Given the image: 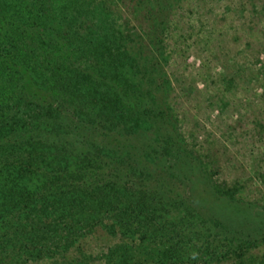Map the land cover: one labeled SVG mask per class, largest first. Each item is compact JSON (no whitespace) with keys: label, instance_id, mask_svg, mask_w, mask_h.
Instances as JSON below:
<instances>
[{"label":"rangeland","instance_id":"1","mask_svg":"<svg viewBox=\"0 0 264 264\" xmlns=\"http://www.w3.org/2000/svg\"><path fill=\"white\" fill-rule=\"evenodd\" d=\"M127 19L118 0H0V143L13 154L10 164L0 162V264H23L16 256L22 244L16 236L25 235L44 215L49 220L41 228L87 222L88 227L79 226L91 228L80 246L91 264H264V0H172L164 35L171 115L187 148L199 158L206 181L242 202L232 209L225 201L215 206L236 238L214 228L208 202L202 215L177 202L170 205L154 180L132 175L128 157L134 155L141 164L147 143L157 140L149 122L129 118L130 130L140 135L138 150L122 151L119 141L110 142L119 150L102 151L99 164L87 165L80 151V156L61 155L46 146L11 145L27 135L25 120L15 113L30 107L17 97L23 85L27 93L29 74L39 82L50 78L56 87L71 82L97 97L96 109L127 117L130 99H116L112 89L72 69L57 73L32 51L55 39L51 51L66 56L73 49L64 42L86 36L116 64L122 82L113 89L124 94L120 88L139 83ZM28 152L45 154L40 156L44 168L71 170L84 161L102 187L89 192L68 185L63 194L45 195V169L33 172L16 164ZM39 191L37 202L30 204Z\"/></svg>","mask_w":264,"mask_h":264},{"label":"trees","instance_id":"2","mask_svg":"<svg viewBox=\"0 0 264 264\" xmlns=\"http://www.w3.org/2000/svg\"><path fill=\"white\" fill-rule=\"evenodd\" d=\"M118 1L123 3L128 17L126 38L132 63L139 75L136 88L127 84L125 89L120 88V91L125 92L124 94L113 89L122 82L116 64L98 51L97 44L86 36L84 38L76 36L64 42L73 49L72 53H68L69 56L52 52L58 43L55 39L45 41L42 46L33 47L32 51L43 55L47 64L57 73H68L72 69L73 74L85 76L88 81L98 86L112 89L116 99L119 97L130 99L127 117L106 114L101 109H96L97 97H92L90 92H83L71 82L61 81L55 83L56 87L48 82L51 81L50 78L46 79L47 82H39L29 74L30 87L25 83L27 93L22 88L23 85L20 91L17 90V97L30 107L22 106L15 113V118L19 116L25 120L27 135L17 139L16 142L12 141L11 145L17 146V149L31 144L46 146L61 155L67 153L80 156L76 152L80 151L87 165L99 164L104 162L101 152L109 147L115 148L114 143L116 144L117 141L122 151H132L134 146L138 150L140 135L130 130L129 118L140 123L149 122L152 130L157 134V140L152 144L147 143V155H144L141 164L138 163V158L131 155L132 158L128 157L126 167L135 170L132 175L139 173L146 180H154L158 191L165 195L167 193L166 198L170 205L180 203L202 215L208 202L210 208H207L214 213V228H220L227 238L233 236L235 230L221 221L215 206H218V202L225 201L228 202L229 209H232L241 207L242 202L227 193L220 192L206 181L208 177L202 171L199 158L187 148L171 115L169 79L164 66L163 47L165 28L172 11V0ZM81 31L83 32L84 29ZM90 104L93 106L90 107ZM142 132L144 133V130ZM110 142L114 143L110 144ZM118 147L115 148L117 151ZM12 155V152L3 149L1 142L0 162L6 164L9 161L10 164ZM41 155L45 156L37 152H28L26 156L17 157L16 164L32 169L33 172L45 169L43 170L45 195L63 194L61 192L64 186L68 185L89 192L102 187L100 182H96L97 178L94 179L95 177L89 175V166H85L86 162L82 161L84 163L82 166L71 170H62L58 166L44 168L45 158H40ZM105 157L111 158V156ZM125 163L124 160L118 164L117 170L122 172L121 166ZM49 167L51 171H48ZM124 170L126 171L127 168ZM110 174L102 176L107 177ZM147 190V188L144 190L145 194ZM39 193L41 191L30 196V204L37 202ZM219 207H222V204ZM47 220L49 218L45 215L37 217L32 221L31 228H27L25 235L16 236L22 243L16 256L23 261V264H91V261H88L90 256L80 246L81 240L90 235L91 228L79 226L88 227L87 222L82 220L69 222L61 230L41 228V224H46ZM5 238L7 239L8 236ZM234 238L236 237L233 236ZM3 253L4 251L0 250L1 259L4 257ZM9 261L13 262L14 259L11 258Z\"/></svg>","mask_w":264,"mask_h":264}]
</instances>
